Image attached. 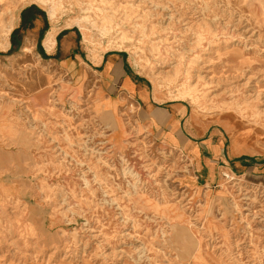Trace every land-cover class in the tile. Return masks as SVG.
<instances>
[{
  "label": "rangeland",
  "instance_id": "rangeland-1",
  "mask_svg": "<svg viewBox=\"0 0 264 264\" xmlns=\"http://www.w3.org/2000/svg\"><path fill=\"white\" fill-rule=\"evenodd\" d=\"M27 5L94 61L9 53ZM0 264H264V0H0Z\"/></svg>",
  "mask_w": 264,
  "mask_h": 264
},
{
  "label": "crops",
  "instance_id": "crops-1",
  "mask_svg": "<svg viewBox=\"0 0 264 264\" xmlns=\"http://www.w3.org/2000/svg\"><path fill=\"white\" fill-rule=\"evenodd\" d=\"M23 9L19 11L16 24L13 27V30L18 29V33L20 35L18 38L17 34H14L15 51H22L25 48H30L33 55L41 60L66 61L71 57H75L84 59L86 61H94L91 56V52L87 51L81 44L78 45V42H74L73 44L69 42V40L72 38L77 39L75 31H62V29H60L54 33L50 40H48L47 35L50 32L51 23L50 20L42 14L41 10L43 9L40 8V11L33 15L32 20L31 16L29 15V11L24 13V17H21V11ZM23 18L24 27L23 25L21 26ZM127 62L128 60L123 52L105 53L98 60V64L101 67V77L109 80L111 84L110 89L114 93L121 90L124 94H130V91H133L136 83L139 82L138 77L129 76L127 74V72H129V69L127 68ZM143 98H145V103L147 102L145 107L150 109L151 103L149 102L148 94L146 93V97ZM120 103L121 102L119 98L114 100L113 98H109V96L102 100L103 106H105L107 109H116L119 107ZM185 112L186 109L184 106L174 105L167 110L166 116H163L165 117L166 122L174 124L185 114ZM188 144L190 143L184 141V145ZM213 149L218 151L219 144L214 146ZM236 164V166L242 167L241 165H243V161L239 160L238 163L236 162Z\"/></svg>",
  "mask_w": 264,
  "mask_h": 264
},
{
  "label": "trees",
  "instance_id": "trees-1",
  "mask_svg": "<svg viewBox=\"0 0 264 264\" xmlns=\"http://www.w3.org/2000/svg\"><path fill=\"white\" fill-rule=\"evenodd\" d=\"M36 6L35 5H30L29 7L23 9L21 11V17H24V13H27L28 11H36ZM33 19V16H31V20ZM23 25L24 27V18L22 19V23H21V26ZM14 34H17L18 38L20 37L19 33H18V29L16 30H13L11 33H10V43H11V46L8 50V52H12V51H15V48H14Z\"/></svg>",
  "mask_w": 264,
  "mask_h": 264
},
{
  "label": "bare ground",
  "instance_id": "bare-ground-1",
  "mask_svg": "<svg viewBox=\"0 0 264 264\" xmlns=\"http://www.w3.org/2000/svg\"><path fill=\"white\" fill-rule=\"evenodd\" d=\"M65 2V1H64ZM71 2V1H70ZM67 3V2H66ZM49 8V7H48ZM47 8V9H48ZM53 6H51L50 7V10H48L49 11V17H53V13H54V11H53ZM49 35V34H48ZM49 38V37H48ZM52 42V41H51ZM24 50V49H23ZM99 93V92H98ZM98 96V95H97ZM99 96L101 97V95H100V93H99ZM102 98V97H101ZM99 99V98H98ZM97 105V104H96ZM99 106V105H98ZM111 113V112H110ZM112 117V116H111ZM116 121H117V119H116ZM4 168V167H3ZM10 168V167H9ZM13 168V167H12ZM11 185V184H10ZM14 186V185H13ZM12 188V187H11ZM29 207V206H28ZM32 208V207H31ZM31 210V209H30ZM39 216V215H38ZM35 217V216H34ZM33 219V218H32Z\"/></svg>",
  "mask_w": 264,
  "mask_h": 264
}]
</instances>
